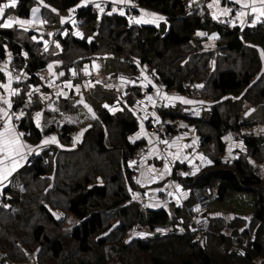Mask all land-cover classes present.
Wrapping results in <instances>:
<instances>
[{"label":"trees","instance_id":"obj_1","mask_svg":"<svg viewBox=\"0 0 264 264\" xmlns=\"http://www.w3.org/2000/svg\"><path fill=\"white\" fill-rule=\"evenodd\" d=\"M5 1L0 0V5ZM136 1L138 6L164 16L168 26L137 23L139 17H134L136 23L132 24L118 8L113 11V7H106L95 12L92 4L79 6L81 0H17L15 7L7 8L0 16V24L8 16L27 18L39 6L41 14L44 17L47 14L46 22L54 33L51 32L50 38L47 32L43 34L47 38L43 48L41 41H29L28 36L33 32L20 35L16 28L0 27V59L9 54L13 58L10 68L25 64L29 72L56 63L60 69L72 67V74H77L85 64L103 58L109 65L108 77L124 69L130 77H136L138 67L147 66L166 90L189 93L188 85H193L215 102L223 100L214 103L208 115L190 116L189 111L159 108L164 129L174 132L170 121L182 119L195 125L204 137L203 144L218 140L222 131L232 129L233 139L235 134L240 135L253 155H262L263 137L238 131L241 124L237 115L244 102L264 103V77L255 78L261 69L255 48L264 52V19L254 25L238 23L228 27L209 16L206 0L201 11L196 6L198 3L186 7L185 0ZM64 11L67 16L76 14L80 21L72 25L64 19L60 25L56 24L54 19L60 18ZM199 32L204 35H198ZM209 34L213 49H205L202 44L203 40L211 39ZM118 58H128L131 63ZM6 73L0 68V85L7 81ZM26 79L13 81L21 92L13 98V103L26 113L19 127L35 143L56 127L37 128L30 110L46 105L66 108V105L65 99L54 95L52 84L32 75ZM36 85L40 90L35 95L29 87ZM103 89L106 95L95 92L96 118L83 141L71 146L76 123H63L59 138L65 147L43 148L33 164L18 172V187L10 185L0 191V252L6 256L0 264L26 261L35 246L41 252L40 259L47 256L52 261L48 264L53 261L56 264H264V180L252 171L248 161L242 156L226 164L217 160L198 175L193 172L177 178L192 187L208 185L217 195L215 200L230 198L236 192H250L251 215L247 225L241 223L244 216L237 215L236 210L228 221L221 216L210 217L205 211L207 224L197 229L192 223L193 216L185 208L193 200L192 195L176 209L184 214L180 222L165 207L143 208L132 198L135 176L128 166L129 157L141 146V142L129 138L138 128L131 105L143 93L132 87L126 100L120 102L121 108L111 112L101 106L103 102L112 105L114 99L108 87ZM229 94L240 95V99L232 102L224 98ZM224 102L228 113L221 110ZM204 126L211 131L209 135L202 131ZM247 210L248 205L241 209ZM71 217L75 220L66 230L64 224ZM133 226L135 230L143 226L148 231L164 228L167 233L157 230L147 237L141 234L130 237L127 233ZM39 257L36 254L37 264Z\"/></svg>","mask_w":264,"mask_h":264},{"label":"crops","instance_id":"obj_2","mask_svg":"<svg viewBox=\"0 0 264 264\" xmlns=\"http://www.w3.org/2000/svg\"><path fill=\"white\" fill-rule=\"evenodd\" d=\"M95 1L97 0H90L89 2H87L86 5L91 4ZM109 1L112 2L113 4L112 7L115 9L118 8L121 3H123L121 2V0H115V2L114 0H109ZM258 1L259 0H241L240 4H236V3H231L230 0H210L212 8L215 12L213 10L210 11L208 10V14L213 20H218L219 18L225 15L223 12L225 8L231 9L232 6L237 5L238 7H240V12L244 13L243 16H239L240 18L239 24L254 25L260 20L264 19V15H259V13H253L252 10L249 9L250 6H255L256 8H260ZM82 5L84 6L85 3L81 4L80 2L79 6ZM244 5H247V7H245ZM33 9L36 10L34 13L36 15L35 17L36 20H34L32 23L35 24L37 21L42 23L43 25L42 31L40 32L37 31V32L43 35L44 33L42 32L45 31L44 27L47 26L46 25L47 22L44 23L42 22L41 19L43 18L46 20V18L41 14V10L39 6H35ZM33 9L29 17L32 15ZM153 12L156 13L155 11H152L150 9L144 8L143 11L141 10L142 19L144 20V22L147 21L145 23H151L156 25V23L151 22L152 19H156V16L150 15ZM61 16L64 17V19L68 20L67 15H63L61 13ZM214 16L216 17L215 19L213 18ZM17 26H21V25H17ZM22 27H26L27 29L28 27H30L29 28L30 30L28 31H26L25 29H21L25 32H34L33 31L34 29L31 28V26H28L27 24L23 25ZM208 37L211 38L212 35L209 34ZM207 40H212V38ZM41 43L43 48H46V45L42 41ZM255 49L257 50L261 61V69L259 73H257V75L255 76V78L257 77L260 78L262 76L260 75V73L264 70V56L261 55L263 51L260 48L256 47ZM12 59H13L12 56L11 55L9 56L8 54V57L3 58V62L0 63V68L4 69V71L8 73L7 81L2 82V85L9 84V78H11V83L9 85V88L13 90L15 89L19 90V88L13 84V81H15L16 83H19L21 81L14 79L10 74L9 65L11 64ZM98 59L100 60V58H95L91 62L85 64L82 68H79L77 74L71 73L72 67L64 70L62 68L60 69L56 63L52 70L50 68L51 79L53 81L52 85L50 86L53 87L54 84L53 78L55 76L57 77L60 84L59 87L60 91H57L55 93L54 91L56 89H53L52 92L56 97L59 96L62 100L65 99L64 104L66 105V108H61V106L60 108H58L55 105L57 110L58 111L60 110L62 114L65 115L66 113H69V115H71L72 113H74L76 115L78 114L76 112L80 106L85 107V105H87V107H85V109L89 113L87 118L88 119L92 118L95 120L96 106L98 104V101L94 100L98 98L95 97V92L100 91L99 93H102L104 91V89L100 90L99 86L96 85V84L100 85V83L96 81L95 76H97L100 71L103 74L106 73L107 68H109L108 67L109 65H106L105 63L103 65H100ZM142 67H144L142 71H146L147 73L141 72V79L139 80L138 78H136V81H134V83L132 82L131 77L127 75H123V72L126 69H124V71L122 70L123 72H120L119 74H112L110 76L111 80L109 78L106 79V77L105 79H101V81L103 82L102 86L107 85L109 87L108 91L110 94L111 92L116 90H121V91L125 90L127 85L131 88L130 91L132 90V87L135 86L136 87L143 86L145 88V90L140 89L143 95L140 98H136L135 100L137 102L139 101L140 104V106L138 105L137 116L134 114V116L138 121V128L135 132L131 133L129 136L131 141L141 142L143 148V152L140 158V168L134 180L136 188L134 191H132L134 199L141 204V207L143 208L165 207L170 215L172 214L173 216H177L178 219H180V220L177 219L178 222H180L184 218V214L182 213V211L181 210L177 211L176 209H178L181 205L185 203V201H187L190 198L192 186L189 183L185 184L184 182H181L174 177L173 169L176 165L178 166L191 165L194 169V175H198L199 172L203 171V169H207L213 166V164L217 160L226 164V163H232V161L239 158V156H242L248 161L252 171L258 177L264 180V103L263 102L262 103L255 101H249V103L244 102L242 104L243 109L239 112V115H237L238 123L241 124L239 126L238 131H240L241 133H248L253 137H259V136L263 137L262 138L263 142L260 143L261 144L260 153L262 155H257V154L253 155L251 153V149L248 148L242 137L240 135L238 136V134L237 136L235 134V139H233L232 141L226 144H221L219 142V139L217 140L216 138L212 139L209 144H203L204 137L202 134L199 133L195 125L189 124L184 120H183L184 122H182L180 121L181 119H175L173 120L174 122L170 121L175 131L173 132L172 136L165 137L160 133L155 132L151 127L152 122L161 120L158 112L159 108H176L177 110L180 111L192 110L189 109V107H187L192 103L191 104L183 103L182 100L179 99V98H183L184 100L199 102V105L195 107L196 108L200 107L201 112L203 111L201 114L206 115L204 114L205 110H209L210 113L211 109L214 106V103L219 101L222 102L223 100H218L215 102L214 100L212 101V98L209 96H204L205 100L203 99V97L199 99L200 96H196L193 90L191 89L189 93H180L173 90H166L161 83L156 81L155 77L148 70L147 66H142ZM110 69L112 71L114 70L112 67H110ZM57 72L60 73L62 72L63 75L60 74L56 75L55 73ZM23 80L26 81L27 79L26 80L23 79ZM81 86H83V89H85L84 91H82ZM24 88L26 89L27 87ZM2 89L3 91L0 93V98L11 99V101L14 102L15 97H17V95L10 96L8 89H5L3 87ZM29 90L35 91V95H36V93L40 90V86L39 85L30 86ZM20 93L21 92L19 91V94ZM89 93L90 95L88 98ZM165 94L167 95V97H175L177 99H172V100L165 99L164 98ZM240 95L235 96L233 94H229L224 98L228 97L232 102H234L235 100L238 101L240 99ZM148 96H152L154 103L147 99ZM70 98L76 101L72 102ZM209 99L211 100L209 101ZM101 106L108 107L104 102L102 103ZM2 107L7 109V105H4L3 103H2ZM55 107L54 105L52 107L46 105L39 109L32 108L30 110L31 111L30 113H32V115L30 116L32 117L36 127H37V123H39V127L37 128L43 129L48 126H55L56 129L52 130V133L50 132L44 135L38 142L35 143L30 141L26 135L21 137L24 143L32 146L31 151L29 152L27 149H25L26 159L20 161L19 167H17L16 170L11 173V175H9L6 179L0 181V191L4 187L7 188V186L9 185H13V181L19 179L18 172L28 165L27 161L32 153L38 152L39 149L45 148L47 146L54 147L53 144L57 142V136H53V134L54 132H58V135L60 134V128L63 123L72 122L77 124L78 122L77 120L80 121L84 119L81 118V116L78 114L77 117H74L71 121H61L60 123L56 122L53 119L57 117V115L55 114L57 112ZM255 110H259L257 115L249 116V114ZM37 113H40L38 121L36 116ZM230 114L234 115V113H230ZM25 115L26 114L24 113V116ZM242 121H245V123ZM165 122L167 123L169 121H165ZM13 125L18 132L24 133L14 123ZM248 125H251V127ZM261 125L262 127H260ZM202 131L208 135L209 133H211V131L208 129L207 126H204ZM230 131H232V129ZM238 131L236 129L237 133ZM51 137H55V141L50 140L49 138ZM46 139H48L49 142L43 143V141H45ZM58 139L60 140L59 137ZM162 141H167L168 144H164L162 143ZM173 141H175V144H173ZM165 163H167L168 165L167 169H165ZM135 191H137V195L135 194ZM164 193L168 194V197L166 199L161 198V194ZM233 195L235 196V193ZM251 198H252V194H251ZM235 210L236 209H232V207L229 210H226L224 207H222L220 208V210H214L210 212L211 210H209L208 207L206 213L210 217H216V216L225 217L226 221H228L235 216L236 213L234 214V212L238 211L237 215L244 216V218H241L242 220H240L241 223H249L250 220L247 219L246 217L251 215L250 214L251 212H249V210H247L246 212H243L241 210H236V211ZM4 257L5 256H3L2 253L0 258H4ZM11 264H37V262L34 255H29V258H27L26 261L11 263Z\"/></svg>","mask_w":264,"mask_h":264},{"label":"rangeland","instance_id":"obj_3","mask_svg":"<svg viewBox=\"0 0 264 264\" xmlns=\"http://www.w3.org/2000/svg\"><path fill=\"white\" fill-rule=\"evenodd\" d=\"M90 0H85V5L87 4V2H89ZM205 0H190V5H192L193 3H198V5H196V6H198L199 7V10L201 11V9L203 8L202 6H204L203 4H202V2H204ZM128 2V0H126V2H123V3H127ZM5 3H8V0H6L5 2H3L1 5H3V4H5ZM84 3H82V0H81V4H84ZM123 3H121V4H123ZM258 3H259V1H258ZM207 7H208V10L210 11V10H213V8L212 7H209V5H211V2H210V0H207L206 1V4H205ZM259 6H260V3H259ZM252 7L253 6H250L249 7V9L250 10H252ZM113 10V9H112ZM5 11H6V9H5ZM4 11V12H5ZM214 11V10H213ZM215 12V11H214ZM158 12H156V13H151V14H155L154 16H156V19H152L151 20V22H153V20H154V23H156V25L157 26H160V25H164L165 27H167L168 25H167V21H166V19L164 18V16H162L161 14H157ZM47 15V14H46ZM45 15V17L47 18V16ZM158 15V16H157ZM35 17H36V15L34 14V13H32V15L29 17V18H18V17H12L14 20H26V21H29V23H27V25L28 26H31V28H33L34 30V32L33 33H31V36H30V38H29V36H28V39H29V41H42L44 44H47V38H44L43 37V35L41 34V33H38L37 31H42V27H43V25H42V23H40L39 21H37L35 24H33L32 22L34 21V20H36L35 19ZM66 17V16H65ZM68 17V21H69V23L70 24H72V25H75V22H74V18H73V16L72 15H68L67 16ZM158 17H163V19H158ZM8 18H9V16L7 17V18H5L4 19V21H3V23H5L7 20H8ZM148 18V17H147ZM50 19V18H49ZM139 19H141V21L143 22V23H145L144 22V20L142 19V16L141 17H139ZM48 20V19H47ZM54 21L56 22V24H61L63 21H64V17H62L61 15H60V18L58 17V18H56V19H54ZM149 21V20H148ZM15 24H16V26H15ZM17 25H20L19 23H13L12 24V26L11 27H13V29H18L19 31H20V35H25L27 32H25V31H23V30H21V29H25L26 31H28V30H30L29 28L30 27H28V29L26 28V27H22V26H17ZM26 25V24H25ZM46 25H48L47 23H46ZM62 26V25H61ZM46 27H47V29H46ZM46 27H44V29H45V31H43L42 33H48V35H49V38L52 36V33L51 32H53L54 33V31H53V29H52V27H51V25H48V26H46ZM43 29V30H44ZM64 30V29H63ZM65 32V31H64ZM63 32V33H64ZM199 33H201V32H199ZM202 44H203V47L206 49H213L214 48V43H213V41L212 40H203L202 41ZM45 59H47V56L45 57ZM101 59H103V58H100V60H99V64L100 65H103L104 63H105V61H104V59L103 60H101ZM94 62V61H93ZM212 62H213V59H210V61H209V65H212ZM50 65H51V70L54 68V63H49ZM144 69V67H142V66H139L138 67V72H137V74H136V77H131L132 78V82L134 83V81H136V78H138L139 80L141 79V72H145V73H147L146 71H142ZM62 73V72H61ZM60 72H57V73H55L56 75H59V74H61ZM71 73H73V70H71ZM128 73H129V71L127 72V73H125V72H123V75H127V76H129L130 77V75H128ZM53 75V74H52ZM143 75V74H142ZM260 75H262V76H264V70L260 73ZM49 76H51V71H50V75ZM105 77H106V79L107 78H109L110 79V76L108 77V74L107 73H102L101 71L99 72V74L97 75V76H95V78H96V81L97 82H99L100 83V86H99V89L101 90V89H103V88H107L108 86L107 85H105V86H102L103 85V82L101 81V79H105ZM53 80H54V84H53V87H52V90L53 89H56L54 92L56 93L57 91H60L59 90V87H60V84H59V81H58V79H57V77L55 76L54 78H53ZM111 80V79H110ZM53 82V81H52ZM135 85V84H134ZM82 87V91H84L85 89H83V86H81ZM109 88V87H108ZM139 89H142V90H145V88L143 87V86H140V87H138ZM61 89V88H60ZM130 87L127 85V87H126V89L125 90H123V91H121V90H116V91H113V92H111V94L113 95L112 96V98H114L113 99V102H112V105L111 104H108V103H106V105L108 106V109L112 112V111H116V110H119L120 108H121V106H120V102H122V99H125L126 100V96H127V94L128 93H130L131 91H130ZM108 91V90H107ZM202 92V91H201ZM201 92H199V95L198 96H200L199 97V99H201V97H203V99L205 100V97L204 96H207L206 94H205V92H203V94H201ZM90 93H91V91H90ZM90 93L88 94V98H89V95H90ZM102 94H107V92L104 90L103 92H102ZM101 94V95H102ZM50 96V94H48V95H45V97H49ZM121 96H123V98L121 99ZM70 100H72V98H70ZM218 100H222V98L221 99H218ZM217 100V101H218ZM41 101H48L47 99H41ZM40 101V102H41ZM76 100H72V102H75ZM85 101H87V100H85ZM213 101V100H212ZM61 104H63V103H61ZM12 105H13V107H16V105L13 103V101H12ZM138 105L140 106V104H139V101L137 102V101H135V103H133L132 105H131V110L132 111H134V114L137 116V110H138ZM197 105H199V102H193L191 105H188L187 107H189V109H192V110H189V112L191 113V112H193V111H195L196 109H199V108H196L195 106H197ZM18 106V105H17ZM48 106H51L52 107V105H48ZM228 105H227V103H221V110L222 111H224L225 113H228V111L227 110H225V108L227 107ZM196 108V109H195ZM79 111V112H78ZM188 111V110H187ZM258 111L259 110H255V111H252L250 114H249V116H256L257 115V113H258ZM59 112H60V110L58 111L57 110V112L55 113L56 115H57V117H55V118H53L54 119V121H56V122H61V121H71L74 117H77V115L79 114L80 116H81V118H84V119H82V120H77L78 122H77V124H76V129H75V132H73V136H72V143H71V146H74L76 143H79V142H81V141H83L82 139H84V136H85V133H86V130L88 129V128H90L93 124H94V119H92V118H87V116L89 115V113H88V111L85 109V107L84 106H80L79 107V109L77 110V112L76 113H78V114H74V113H72L71 115H69V113H66L65 115L64 114H62V112H60V114H59ZM203 112V111H202ZM201 112V113H202ZM23 113H25V112H23ZM208 113H209V110H205L204 111V114H206V115H208ZM26 114V113H25ZM249 118H251V117H249ZM88 119V120H87ZM180 121H182V122H184L182 119L180 120ZM143 124V123H142ZM248 126H250L251 127V125H248ZM260 127H262V125L260 126ZM176 128V127H175ZM52 133V132H51ZM53 136H57V142H55V144H53L54 145V147L55 148H63V147H65L64 146V144H62V142H61V140H59L58 139V137H59V135H58V132H54V134H53ZM18 184H19V179H17L16 181H13V188H16V187H18ZM10 186V185H9ZM8 187V186H7ZM135 194L137 195V191H135ZM167 194V193H166ZM168 195V194H167ZM132 198H134V197H132ZM233 205V206H232ZM248 205V209H249V211L251 210V194L249 193V192H246V191H244V192H236L235 193V196H230V198H225L224 200H215V201H213L212 203H210L209 205H208V207H209V210H211L210 212H212V211H214V210H220V208H222V207H224L226 210H229V209H231V207L232 208H234V209H236V210H241V209H243V208H245L246 206ZM247 217V219H250L249 217L250 216H246ZM222 219L224 220V221H226V218L225 217H222ZM74 218L73 217H71L70 218V222L69 223H67V224H64V229H66V230H68V229H70V223H73L74 222ZM245 225H247V223H245ZM135 228H136V226L134 227H132V229H131V231L129 232V233H127V234H129V236L130 237H134V235L135 234H141V236H145V237H147V236H149V235H151L152 233H155V231H162V232H160V233H162V234H165V233H167V230H165L164 228H157L156 230H154V231H148L145 227H139L138 228V230H135ZM38 248L39 247H36L35 246V248H34V251L33 252H30V253H28V255H35L36 256V254L38 255V257H39V255L41 254V252H40V254L38 253ZM2 255V252H0V256ZM3 256H4V254H3ZM6 257V256H5ZM4 257V258H5ZM3 258H0V262H1V260H2ZM144 259V256H142V260ZM49 262H52V261H50L49 259H48V257L46 256L44 259H40V257H39V264H48ZM53 264H56V262H54L53 261ZM257 264H259V263H257Z\"/></svg>","mask_w":264,"mask_h":264},{"label":"built area","instance_id":"obj_4","mask_svg":"<svg viewBox=\"0 0 264 264\" xmlns=\"http://www.w3.org/2000/svg\"><path fill=\"white\" fill-rule=\"evenodd\" d=\"M91 4H92V10L96 12L100 11L101 8L102 9L106 7L111 8L113 6L112 2H110L109 0H97ZM97 5H99V8L97 7ZM184 5L186 7H190L191 6L190 0H185ZM143 9L144 8L138 6V3L136 0H128L127 3L120 4L118 7V10L122 11L123 14L125 13L131 19L132 24L136 23L133 19L134 17H137V18L141 17V10ZM238 12H240V7H238L237 5L232 6L231 11L227 15H224L223 17L219 18L217 21H220L221 23H223L224 25H227L228 27H232L238 24L240 21V18L237 15ZM73 18H74V22L80 21V19L77 17L76 14L73 15ZM41 20L42 22L46 23L45 19L42 18ZM2 62H3V59H0V63ZM50 71L51 70L48 65L38 66L34 68L33 70H31L30 72L27 68V65L25 64L22 67L18 65H14L10 68L11 76L18 81H22L23 79H26L27 77L32 75L34 77H38L45 84H52L51 76H49ZM183 86L186 87L187 84H183ZM188 86L190 87L191 90H193L196 96L199 95L200 90L198 87L193 86V85H188ZM210 100L211 99H209V101ZM56 107H58V105H56ZM0 108H3L1 101H0ZM21 111L23 110L21 109L20 106L13 107V105H12V108L9 110L10 115L15 113V115H13L12 117V121L17 127L20 126L21 119L24 116L23 115L18 120L16 119V115H19ZM192 115H195V116L201 115V108L199 107V109H196L195 111L191 112L190 116ZM2 127H3V119H0V128ZM151 127L155 132L160 133L161 135L165 137H170L173 135V132L171 130L164 129V123L162 120L152 122ZM19 129L22 130L20 127ZM233 138H234L233 133L229 129L222 131L219 135V141L223 144H226L232 141ZM42 150L43 148L39 149L38 152L32 153L29 156L27 163L29 165L33 164L35 159L38 157V155L40 154ZM142 152H143V148L141 145L132 153V155L128 159L129 169L131 170L134 176H136L137 174V171L139 168V159L142 155ZM193 172H194V169L191 165L176 166L173 169V175L176 178H183L186 176H190L192 175ZM191 195L193 196V200L190 203H187L185 208L193 216V220H192L193 225L197 229H202L207 224V220L205 219L203 213L207 210L208 205L217 198V195L206 184H200V185H195L191 187ZM167 197L168 195L166 193L161 194L162 199H166Z\"/></svg>","mask_w":264,"mask_h":264},{"label":"snow or ice","instance_id":"obj_5","mask_svg":"<svg viewBox=\"0 0 264 264\" xmlns=\"http://www.w3.org/2000/svg\"><path fill=\"white\" fill-rule=\"evenodd\" d=\"M17 0H8V3H5L3 5H0V16H3L5 9L9 7H15L16 6ZM85 0H82V3H84ZM115 2V0H114ZM121 2H125V0H121ZM231 3H236L240 4L241 0H230ZM260 3V8H256L255 6L252 7V12L253 13H259V15H264V0H259ZM247 7V5H244ZM99 8V5H97ZM209 7H212V5H209ZM35 9H33V13H35ZM100 11H103L101 8ZM113 11H116L115 8H113ZM143 11V10H142ZM231 9L225 8L223 10L224 14L227 15ZM121 15H123V12H121ZM150 15H155V14H150ZM238 16H243V12H238ZM214 19L216 18L215 16L213 17ZM158 19H163V17H158ZM137 23L142 22L141 20H137ZM147 22V21H145ZM154 22V21H153ZM13 23H19L21 26L29 23V21L26 20H14L12 17H9L8 20L0 24V27H11ZM198 35H204L203 33H198ZM215 38V34H214ZM262 56H264V52L261 53ZM49 68H51V65H49ZM7 75V73H6ZM60 75H63L61 73ZM11 83V78H9V84H4L0 85V87H3L5 89L9 90V95H18L19 90L18 89H10L9 85ZM29 96H31V93H29ZM165 99H177L175 97H167L165 94ZM147 99L149 101H153L152 96H148ZM182 100L183 103L185 104H191L193 101L190 100H184L183 98H179ZM0 101L4 105H7V109L5 108H0V119H3V127L0 128V181L6 179L9 175H11L12 172L16 170L17 167L20 165V161L23 159H26L25 156V149H27L29 152L31 151V145H27L24 143L21 139L25 135V133L18 132L16 128L14 127L12 123V117L15 115L13 113L12 115L9 114V110L12 108V101L11 99H6V98H0ZM87 107V105H85ZM90 110V109H89ZM24 115L23 111L19 113V115H16V119H20ZM37 116V121L39 119L40 113L36 114ZM158 119V118H157ZM37 127H39V123H37ZM52 141H55V137L49 138ZM49 140L46 139L43 141V143H48ZM164 144H168L167 141H162ZM173 144H175V141H173ZM134 163V162H133ZM168 165L165 163V169H167ZM179 187V186H177Z\"/></svg>","mask_w":264,"mask_h":264},{"label":"water","instance_id":"obj_6","mask_svg":"<svg viewBox=\"0 0 264 264\" xmlns=\"http://www.w3.org/2000/svg\"><path fill=\"white\" fill-rule=\"evenodd\" d=\"M63 15H67V12L64 11V13H62ZM118 60H120L121 62H128L131 63V60L128 58H118Z\"/></svg>","mask_w":264,"mask_h":264}]
</instances>
